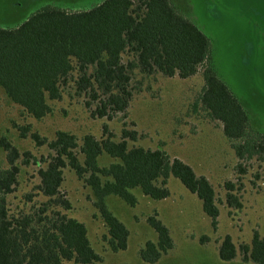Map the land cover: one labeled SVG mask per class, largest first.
Returning <instances> with one entry per match:
<instances>
[{"label":"trees","instance_id":"obj_1","mask_svg":"<svg viewBox=\"0 0 264 264\" xmlns=\"http://www.w3.org/2000/svg\"><path fill=\"white\" fill-rule=\"evenodd\" d=\"M211 57L208 35L172 0H103L77 10L45 5L14 27H0V86L30 116L40 120L50 114L49 101L62 99L76 74V93L88 95L85 105L92 117L111 120L122 113L125 119L136 71L186 79L202 68L205 84L195 106L199 104L207 117L222 123L240 160L264 161V131L252 125L245 105L214 70ZM20 129L26 133L28 127ZM138 137V131L130 130L126 123L119 140L107 123L101 138L89 133L80 140L74 133L58 130L48 141L32 133L37 145L47 144L52 151L49 159L41 160L47 165L39 169L37 186L47 200L17 215L10 213L6 196L18 183L21 154L2 138L9 166L0 171V264H103L86 225L59 209L72 208L61 190L67 167L94 191V205L108 231L104 240L113 252L127 248L130 233L105 198L116 195L135 206L138 199L132 189L137 187L151 198H167L171 175L202 200L204 212L216 227L219 207L209 179L183 160L172 158L163 146L130 147L129 141ZM103 154L115 161L102 165ZM23 155L32 157L29 151ZM226 185L229 205L241 208L242 202L233 192L235 184ZM148 222L158 239L148 240L140 257L154 263L174 242L157 212ZM240 251L243 261L264 264V238L258 230L250 244H241ZM237 253L232 237L226 235L219 246L221 259L232 260Z\"/></svg>","mask_w":264,"mask_h":264},{"label":"rangeland","instance_id":"obj_2","mask_svg":"<svg viewBox=\"0 0 264 264\" xmlns=\"http://www.w3.org/2000/svg\"><path fill=\"white\" fill-rule=\"evenodd\" d=\"M102 1L0 0V27H14L45 5L77 10ZM172 1L208 35L214 70L243 102L252 125L264 131V0ZM76 76L65 87L62 99L49 101L53 110L40 120L22 110L0 86V142L7 138L21 154L17 160L18 183L6 196L10 213L27 212L47 200L37 186L41 181L39 169L47 165L41 160L49 159L52 151L47 144L37 145L32 133L37 132L48 141L55 138L58 130L74 133L80 140L89 133L101 138L107 123L119 140L126 123L127 128L136 129L139 134L137 140L129 141L130 147L163 146L172 158L183 160L198 175L206 176L216 193L219 216L214 227L203 210L202 200L173 175L167 185L170 195L164 199L151 198L138 187L132 189L138 199L135 206L108 195V208L130 233L127 248L113 252L104 240L108 231L94 205V191L67 167L61 190L72 208L59 209L86 225L92 247L104 258L103 264H258L243 261L240 246L251 243L255 230L264 238V161L240 160L222 123L207 117L199 104L195 106L205 84L202 68L186 79L136 71L126 118L118 113L111 120L91 116L85 105L88 95L76 93ZM24 126L28 127L26 133L20 129ZM26 151L32 157L23 155ZM113 161L107 154L100 157L102 165ZM8 166L0 143V171ZM228 182L235 184L233 192L238 194L241 208L229 205ZM155 212L169 228L174 244L157 262L148 263L140 257V250L148 240L158 239L148 222ZM226 235L232 237L238 249L237 256L229 261L219 255Z\"/></svg>","mask_w":264,"mask_h":264}]
</instances>
